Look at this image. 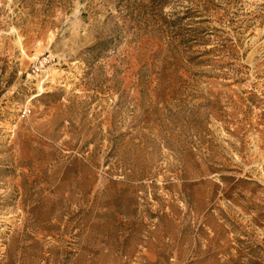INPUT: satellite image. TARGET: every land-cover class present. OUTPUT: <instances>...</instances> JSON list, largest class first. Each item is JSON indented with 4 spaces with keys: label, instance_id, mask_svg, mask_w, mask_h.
Segmentation results:
<instances>
[{
    "label": "rangeland",
    "instance_id": "rangeland-1",
    "mask_svg": "<svg viewBox=\"0 0 264 264\" xmlns=\"http://www.w3.org/2000/svg\"><path fill=\"white\" fill-rule=\"evenodd\" d=\"M0 264H264V0H0Z\"/></svg>",
    "mask_w": 264,
    "mask_h": 264
}]
</instances>
